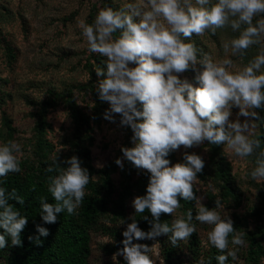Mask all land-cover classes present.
I'll return each mask as SVG.
<instances>
[{
    "label": "clouds",
    "instance_id": "obj_1",
    "mask_svg": "<svg viewBox=\"0 0 264 264\" xmlns=\"http://www.w3.org/2000/svg\"><path fill=\"white\" fill-rule=\"evenodd\" d=\"M76 27L85 42L80 47L86 45L89 53L107 57L106 70L95 69L98 77L103 76L98 95L110 105L104 119L114 122V114H119L120 125L132 130V146L121 147L123 159L149 174L146 193L136 196L132 206L136 214L151 213L150 230H142L133 217L122 233L123 248L113 259L122 255L126 264H154L150 258L153 247L133 240L168 235L176 246L196 231L195 219L211 226L207 240L219 253L217 264H230L229 258L236 261L239 247L245 245L244 234L235 231L219 199L210 209L194 193L203 159L185 152L183 162L170 164L167 157L181 146L187 149L204 141L224 144V149L238 158L249 157L260 147L253 130L257 127L254 109L264 106V48L242 67L227 56L242 57L250 46L261 43L264 0H131L116 8H101L92 24L80 19ZM225 27L238 32L222 41L225 58L216 60L204 53L198 59L195 44L187 38L194 33L201 36L206 30L215 34ZM198 63L203 67L196 71V86L180 78V73L190 67L195 70ZM234 106L239 112L231 120ZM241 116L246 118L243 122ZM20 152L21 146L14 140L0 143V178L21 171ZM51 160L46 171L56 174L48 176L47 191L55 202L39 198L44 224L55 223L61 212L74 214L90 180L77 156L60 162L62 168L55 167L58 155L53 154ZM115 163L123 168L121 158ZM249 175L254 181L264 180V151L257 155ZM178 197L195 200L196 215L189 209L171 224L160 222L161 213L174 214L180 207ZM12 199L24 206V198L15 189L6 194L0 187V249L7 246L6 237L12 246L21 245V232L28 222V217L9 203ZM36 231L38 235L29 239L39 246L40 237H47L49 230L38 224Z\"/></svg>",
    "mask_w": 264,
    "mask_h": 264
},
{
    "label": "rangeland",
    "instance_id": "obj_2",
    "mask_svg": "<svg viewBox=\"0 0 264 264\" xmlns=\"http://www.w3.org/2000/svg\"><path fill=\"white\" fill-rule=\"evenodd\" d=\"M126 2L131 0H0V143L16 141L21 146L20 160L28 159L32 162L38 160L35 154L34 113L38 111L41 102L48 97L50 91L63 92L69 86H85L90 81L98 85L101 79L97 75L91 76L90 69L106 68L104 63L106 64L107 57L99 53H89L86 45L80 47L85 42L76 27L77 21L83 19L86 23L92 24L101 8L110 5L116 8ZM237 35L238 32L225 27L218 29L215 34L206 30L201 36L194 33L187 39H191L195 44L198 59L202 54L207 53L218 60L225 58L221 47L222 41H228ZM262 48H264V38H261L260 44L250 46L242 57L232 56L229 53L227 58L237 67H242L259 54ZM95 56L103 58L102 64L95 63ZM89 61L92 63L91 68L88 67ZM202 67L198 63L195 70L190 67L179 76L181 79H188L196 86L194 77L196 71L202 70ZM75 98L86 113L94 112L95 99L89 89L77 88ZM109 107L107 103L105 111ZM254 110L257 112L255 118L257 127L253 130L256 134L259 130V108ZM238 112L239 108L234 106L229 119L235 120ZM114 115L116 117L114 122L104 119L103 116L99 123H93L94 131L91 134L94 142L91 149L92 163L99 169L112 164L117 158L122 159L123 168L117 165L112 174L118 186L123 180V172L127 167L121 147H128L132 143L133 133L130 127L120 125L119 114ZM6 119L11 121L14 128L11 138L5 126ZM245 119L243 116L240 117L241 122ZM47 120L52 126L48 137L54 145L49 157L51 158L53 154L75 155L78 133L62 100L55 108L50 109ZM222 149L232 165V174L242 193L240 207H235L232 201H222V209L224 208L233 219L234 213L244 216L254 208L262 207L261 191L264 190V180L254 181L249 175L251 169L255 167V159L258 155L256 151L249 157L238 158L230 155L224 149V144ZM185 152L196 153L203 159L204 167L197 174V183L194 186L198 190L200 202L210 209L214 208L213 204H209V194H217L221 199V187L208 165L210 161L208 141L187 149L181 146L174 151L181 162ZM143 171L133 167L132 177L136 178ZM136 196L128 201V213L131 218L135 211L132 200ZM173 215L182 216L180 208H177ZM254 225L255 223L250 221V227L253 228ZM210 230V225L198 222L197 231L202 244L208 241L207 232ZM108 241L109 238L102 233H93L90 264H120L123 260L122 255L116 256L114 260V254L109 256L102 250L103 244ZM184 243L187 244L186 241ZM142 244L148 245L149 248L153 247L150 258L153 259L154 264L164 263L160 236L154 240L148 239ZM260 264H264V260Z\"/></svg>",
    "mask_w": 264,
    "mask_h": 264
},
{
    "label": "trees",
    "instance_id": "obj_3",
    "mask_svg": "<svg viewBox=\"0 0 264 264\" xmlns=\"http://www.w3.org/2000/svg\"><path fill=\"white\" fill-rule=\"evenodd\" d=\"M110 7H113L110 5ZM114 8V7H113ZM1 13V12H0ZM1 33V31H0ZM118 35V33L114 34ZM12 54V53H11ZM101 56H95V63L102 64ZM91 61V60H90ZM89 61L88 67H92ZM104 65H106L104 63ZM96 68L90 69V75L96 77ZM106 70V68H101ZM103 79V76L100 77ZM90 90L95 99L94 112L88 114L80 106L75 98V90ZM63 101L68 108L71 119L77 130V140L75 142V156L81 162V166L87 168L90 180L85 188V197L81 205L72 215L66 211L57 215V221L53 224H44L40 216V197H45L48 203H54V198L47 191L48 176L56 173L46 171L52 160L49 153L54 145L48 137V132L52 128L47 120L50 109L55 108L59 101ZM107 102L102 101L98 95V85L92 81L88 84L69 86L63 92L50 91L48 97L41 102L40 108L34 113L35 116V154L38 158L36 162L28 159L20 160L21 171L19 173L10 172L6 177L0 178L3 181L0 187H4L7 192L15 189L17 194L25 200L24 206H21L16 200H9L13 207L28 217V222L21 232V245L12 246L9 238L6 237L7 246L0 249V264H90L92 254V235L100 232L109 238V241L103 244L102 250L106 255H113L123 248L122 233L127 224L132 222L135 217L138 226L149 231L152 221L151 213L145 210V213L133 212L132 218L128 213V201L134 196L144 195L148 184L149 174L144 170L136 178L132 177L131 162L124 160L127 167L123 172V180L117 186L112 176L117 164L113 162L104 168H97L92 163V146L94 137L91 132L94 131L93 123H99L104 116ZM5 126L9 138L13 136L14 128L11 121L5 120ZM132 132V130H131ZM255 138L259 139L260 147L256 153L264 151V106L259 108V130ZM87 142V143H85ZM132 143L128 145L131 147ZM209 167L213 175L220 183L221 199L217 194H209V204L215 207L216 199L221 202L232 201L235 207L242 204V193L236 185L232 174V165L225 156L222 144L210 145ZM59 160L55 167L62 168L65 161L71 156L68 154H59ZM170 164L181 162L174 151L170 152L168 157ZM194 193L198 197V190L194 186ZM180 201V210L182 216L189 209H192L193 216L196 215L197 202L185 201L178 197ZM262 207L254 208L249 214L240 216L233 214V226L235 231L244 234L245 247H239L237 260L231 261L230 264H260L264 260V190L261 191ZM147 216L148 219H143ZM174 215L170 213H161L160 222L171 224ZM124 221L123 223H121ZM250 221L254 222L253 228L250 227ZM192 223L196 231L184 240L178 241L173 246L168 240V235H161V251L163 264H197L203 260L204 264H217L215 259L219 253L212 247L208 241L202 244L197 231L198 222L193 219ZM41 224L49 230L47 237H40L42 243L38 246L34 240L38 233L36 225ZM0 232H3L0 229ZM144 240H133V243H143ZM187 256V258H185ZM120 264H126L124 259Z\"/></svg>",
    "mask_w": 264,
    "mask_h": 264
}]
</instances>
